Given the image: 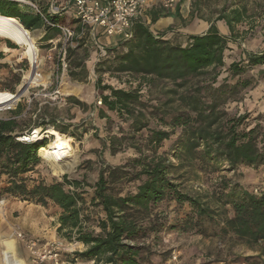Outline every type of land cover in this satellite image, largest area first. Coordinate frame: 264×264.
<instances>
[{"label":"trees","instance_id":"1","mask_svg":"<svg viewBox=\"0 0 264 264\" xmlns=\"http://www.w3.org/2000/svg\"><path fill=\"white\" fill-rule=\"evenodd\" d=\"M28 1L38 4V0ZM9 5L16 10L11 11ZM0 7L4 9V12L0 9L1 16L17 19L26 30L43 28L46 31L44 41L60 35L56 25L69 24L68 15L50 16L48 3L47 8L39 6L38 12L13 0H0ZM148 16L151 23L137 21L133 39L121 42L126 51L117 58L115 66L117 73L138 77L137 88L102 86L101 80L96 85L97 90L108 93L101 96L102 104L97 108L99 119L109 121L111 115H116L129 123V133L120 130V136L109 138L107 151L112 157L124 153L125 149L117 147L130 140L134 144L128 148L136 153L125 165L102 169L98 180L89 185L92 190L89 207L99 210L98 217L93 215L94 211H89L80 181L71 180L67 175L60 181L28 177L40 164L37 150L48 141L18 142L14 136L18 128L15 119L0 121V186L1 179H6L0 187V197L6 195L43 207L49 204L57 207L60 211L57 232L67 241L84 247L83 251L71 255L75 263L80 260L95 264H144L153 253V243L144 244L151 234L166 228H182L208 236L206 230L220 214L223 219L221 233L257 250L258 255L249 260L264 264V193L256 195L240 183L222 178L206 197H193L184 193L171 178L175 165L166 155L159 154L164 142L178 133L174 157L182 160L184 154L187 156L178 166L181 169L191 164L199 172L217 173L223 166L232 172L240 166L264 167V115L250 120L249 113L233 114L226 109L230 97L257 84L256 76L264 79V69L254 76L249 73L264 66V50L258 54L246 53V59L232 63L225 71L229 43L236 38V26L248 20L247 8L243 6L229 13L223 9L204 35L190 36L184 46L171 44L165 38L166 33L152 32L150 26L163 15L153 10ZM217 22H224L231 38L221 33ZM0 42L10 51L18 48L9 40L0 38ZM225 72L231 79H241L234 85L228 78L220 83ZM161 82H169L170 86L162 84L160 87ZM154 86L164 88V93H160L163 99L157 105H150L149 100H143L142 92L144 87L151 90ZM10 90L15 91L14 88ZM75 104L80 105V102L75 101ZM20 109L18 107V111ZM152 117L162 129L150 127ZM37 125L43 128L50 125L62 134L66 131L56 122L42 121ZM143 131L147 136L138 140L136 136ZM135 141H138L136 145ZM126 168L136 170L133 179L139 184L134 192L123 195L114 188L130 175L125 172ZM69 186L75 192L66 190ZM172 202L182 217L169 224L163 207L168 208Z\"/></svg>","mask_w":264,"mask_h":264},{"label":"rangeland","instance_id":"2","mask_svg":"<svg viewBox=\"0 0 264 264\" xmlns=\"http://www.w3.org/2000/svg\"><path fill=\"white\" fill-rule=\"evenodd\" d=\"M58 1L65 3L67 0ZM26 2L24 5H29L34 11L39 6L47 8V0H38V4L28 0ZM243 6L247 8L248 20L235 28L236 38L234 41H230V50L226 52L225 71L232 63H239L246 59V53L258 54L264 50V0H193L187 1L183 11L187 20L199 19L214 22L223 9H227L229 13L233 9H241ZM8 7L11 11L16 10L12 5ZM0 9L4 12L3 7ZM67 21L69 22L67 25L75 24L70 17H67ZM182 24L184 25L183 20ZM178 29L180 28L177 27L175 30ZM30 32L37 36L38 32L35 30ZM99 32L100 43L113 42L108 47L103 46L107 51V56L100 58L95 40L87 34L77 47L70 48L68 51V72L66 74L62 73L58 67L59 46L54 49L49 44L40 45L41 41H37L42 60V66L39 69L40 84L34 85L25 96L29 97L38 93L39 95L33 98L30 107L26 101H22L18 106L21 108L20 111L17 107L11 114L1 116L15 118L18 127L16 133L20 134L28 129L46 131L50 127L54 128L50 125L45 128L37 125L42 121L56 122L66 130L63 135L72 138L74 146H77L78 149V160L74 167L64 166L57 172L47 162L40 161L35 172L28 177L32 180L58 179L60 181L64 175H67L71 180L80 181L85 189L84 199L88 203V209L90 212L94 211L93 215L96 217H98L99 210L89 207L92 195L89 185H93L98 180L102 169H107L110 165L115 167L125 165L128 159L136 157L135 151L128 148V145L134 144V141L130 140L125 141L122 147H117V149H125L124 153H117L115 157H112L107 151L109 138L115 135L120 136V130L129 133V123L122 121L116 115H111L109 121L99 119L97 110L100 106L99 101H101L102 95L108 93L97 90L96 85L99 80L102 81V86L118 89H135L139 84L138 77L116 72L117 58L126 51V47L121 43L123 39L118 36L108 38L101 31ZM226 34L231 38L229 31ZM167 36L169 37L165 38L173 45L184 46L186 43V37L182 32L167 33ZM57 38L58 36L54 39ZM80 64L84 66L85 70L76 72ZM30 67L23 49L18 47L13 52L3 42H0V92L15 93L18 91L24 78L29 75ZM260 69H264V66L250 70L249 73L253 76L257 75ZM71 72L73 75L81 73L79 78L87 77V80L75 82ZM225 78H228L229 83L233 85L241 79L240 77L231 79L230 74L225 72L219 79L220 83ZM255 81H258L255 86L252 85L246 90H241L235 97H230V101L226 105L229 113H249L250 120L260 114L264 115V79L256 76ZM162 84L170 86L169 82H161L160 87ZM11 88H14L15 91H11ZM57 90L60 93L54 95ZM160 93H164V88L158 89L154 86L148 90L144 87L143 100H149L150 105H157L158 101L163 99V95ZM75 101L80 102V105L75 104ZM150 120L151 128H160L155 117ZM251 124L254 126L253 122ZM145 136H147V132L143 131L136 137L139 140ZM178 137L179 134L176 133L171 140L164 142L159 154L166 155L175 165L176 168L171 172V178L177 185H180V189L184 193L193 197H206L222 178L240 183L254 194L255 191H258L259 194L264 193V167L240 166L235 172H232L223 166L222 170L217 173L199 172L196 166L191 164H187L186 168H179L178 166L184 159H187V156L184 154L182 160L174 157L176 149L174 142ZM51 140V138H47L46 141L49 143ZM137 143L138 141H135V145ZM125 172H129L130 175L119 181L114 188L123 195L134 192L139 184L133 179L136 173L135 169L126 168ZM1 180L0 187H3L6 179L3 177ZM0 203L2 204L0 208V224L2 225H0V239L14 240L15 249L22 252L21 254H24L25 257L30 255L32 261L35 259L32 250L27 246V242L32 241L36 243L33 251L42 252L46 248L50 249L53 245H59L60 261L64 264H95L80 260L76 263L72 262L71 255L83 251L84 247L75 241H67L64 235L57 232L60 211L53 204L43 207L35 202L23 201L6 195L0 197ZM28 204L31 205L30 211H27L29 214L23 215L24 208L22 210L20 207H27ZM164 207L163 215L168 217L169 224H174L180 217L177 206ZM216 217L214 223H211V226L206 230L208 236L199 238L193 231H184L182 228L177 230L166 228L160 233L151 234L148 239L144 240V244L153 243V253L145 259L144 264H257L256 261L249 260L258 255L257 250L247 248L231 235H223L220 231L223 223L222 215L219 214ZM9 227L13 229L11 235L4 233L9 230ZM19 233L24 235V240L18 238ZM174 255L177 256L176 260H174ZM44 264H50V262Z\"/></svg>","mask_w":264,"mask_h":264},{"label":"built area","instance_id":"3","mask_svg":"<svg viewBox=\"0 0 264 264\" xmlns=\"http://www.w3.org/2000/svg\"><path fill=\"white\" fill-rule=\"evenodd\" d=\"M13 1L20 4L27 3L26 0ZM188 1L190 2L193 0ZM178 2L179 0H67L65 3H60L58 0H48V13L50 16L68 15L75 21L74 25H56L55 27L59 29L60 35L58 39L50 40L48 44L54 49L59 46L58 67L62 73L66 74L68 72V51L70 48L77 47L87 34L91 35L95 40L100 58H104L107 56V51L98 43L99 31L108 38L118 36L123 39L122 42L130 41L133 39L134 24L137 21H148L145 13L150 7L172 10L178 6ZM36 11L38 12L37 8ZM45 22L51 26L48 20L45 19ZM31 88L29 90H31ZM29 90H27V92H29ZM18 92L19 90L15 93H10L17 94ZM59 93L60 91L57 90L54 92V95ZM24 94L25 93L19 95L20 98L17 102L11 106H6L5 110L0 112V121L14 120L15 118L13 117L3 118L1 116L14 112L22 101H26L28 107H30L34 100L33 98L39 95L38 93L26 97L23 96ZM99 104H102V100L99 101ZM34 131L35 129H28L21 134L15 132L14 136H16V140L20 143L31 144L35 142L34 139H27L30 138V136L32 137ZM61 135L66 137L63 134ZM45 140H47V138L42 141ZM40 150L41 147L37 150V157L42 163H46L43 156L39 153ZM66 190L71 193L75 192L74 188L71 186L67 187ZM255 194L259 195L258 191H255ZM18 238L22 240L25 239L24 235L21 233L18 234ZM27 246L32 250V255L35 256V259H33L34 264H44L46 262H50V264H64L60 261L59 245H53L50 249L46 248L42 252L33 251V248L36 246L35 242H27ZM176 259L177 256L174 255V260Z\"/></svg>","mask_w":264,"mask_h":264},{"label":"bare ground","instance_id":"4","mask_svg":"<svg viewBox=\"0 0 264 264\" xmlns=\"http://www.w3.org/2000/svg\"><path fill=\"white\" fill-rule=\"evenodd\" d=\"M0 38L9 40L16 44L20 49L24 50L31 67L30 73L24 78L23 84L19 87L17 94L10 92H0V112L5 110L6 106H11L19 100V95L23 93L27 94L34 85L40 84L39 82V69L42 66V60L40 56V50L36 44L37 36L26 30L22 24L14 18L3 17L0 15ZM22 93V94H23ZM25 94L23 96H25ZM34 139L39 143L45 138H52V140L39 151L45 161L52 166L55 171H59L64 166L73 168L78 160V149L74 146V141L70 137H63L56 129L48 128L45 132L41 129H37L33 132L32 137L27 140ZM2 204L0 203V208ZM7 249L3 252V257L6 264H25L21 260L15 249L14 240H6L3 242Z\"/></svg>","mask_w":264,"mask_h":264},{"label":"crops","instance_id":"5","mask_svg":"<svg viewBox=\"0 0 264 264\" xmlns=\"http://www.w3.org/2000/svg\"><path fill=\"white\" fill-rule=\"evenodd\" d=\"M187 1L188 0H179L178 6L172 10H164L162 8H159V7L158 8H151L150 7L147 10V12L145 13V16L148 19V23H151L150 17L148 16V13L150 11L154 10L155 12L163 15V17H161L156 22V24H152L150 26L152 32L155 34L156 33H166L165 37H167V38L169 37V36H167V33L182 32L183 35L186 37V43L184 45H186L188 43L190 36L204 35L208 31V29L210 28V25H211V23H213V21L209 22V21H204V20H199V19H194L192 21H191V19L187 20L186 19L187 17L183 15V11L187 5ZM182 20L184 21V25L182 24ZM217 26L220 29L221 33L224 34L225 36H227L226 33L228 32V30H227L224 22H218ZM177 27H179L180 29L175 30V29H177ZM35 32H38L37 33V41H41L40 45L48 44V42L50 40L44 41V39H43L45 36V33H46V31L43 28L36 29ZM56 37H54V38H56ZM53 39H51V40H53ZM98 43H99V45L107 46V47H108V45L113 44V42H109V41L108 42L104 41V43L102 44V43H100V38L98 39ZM81 70H85V69L80 67V68H78V70L76 72H80ZM80 75H81V73H74V75L72 73L71 76L75 82H77V81L85 82L87 80V77H84V79H82V78L80 79L79 78ZM174 205L175 204L172 202V204L170 203L169 206H170V208H172ZM30 206L31 205L28 204L27 207H25V206L20 207V208H22V210L24 208L23 215H25V213L29 214L27 211H30ZM180 217H182V214H180ZM32 218H33V216L31 217V219ZM4 233L11 235V234H13V229L9 227V230L5 231ZM200 236H202V235H197V237H199V238H200ZM4 241H6V240L0 239V264H6L5 259L3 257V252H4V250L6 251L7 247H6V245L3 244ZM16 253L20 259H21V257H23L21 260H23L25 264H34L33 261L31 260L30 255H26V257H25L24 254H21L22 252H20L18 249L16 250ZM21 255H23V256H21Z\"/></svg>","mask_w":264,"mask_h":264},{"label":"water","instance_id":"6","mask_svg":"<svg viewBox=\"0 0 264 264\" xmlns=\"http://www.w3.org/2000/svg\"><path fill=\"white\" fill-rule=\"evenodd\" d=\"M22 93L24 92V91H21ZM22 93H20V95H22Z\"/></svg>","mask_w":264,"mask_h":264}]
</instances>
